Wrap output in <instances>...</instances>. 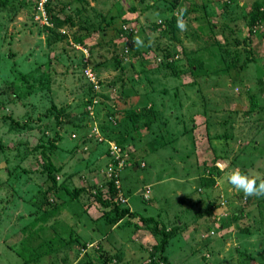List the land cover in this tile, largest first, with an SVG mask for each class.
<instances>
[{
	"label": "rangeland",
	"instance_id": "rangeland-1",
	"mask_svg": "<svg viewBox=\"0 0 264 264\" xmlns=\"http://www.w3.org/2000/svg\"><path fill=\"white\" fill-rule=\"evenodd\" d=\"M32 1L25 0L24 11L31 13ZM86 1L83 11L95 8L109 16L110 8L111 15L120 13L111 0ZM226 1L178 0L174 10L173 0H129L127 7L134 3L138 13L106 22L103 32L94 30L87 43L101 45L89 54L83 50L84 66L82 51L65 39L49 49L44 33L26 14L18 13L10 22L6 16H13L14 8L0 11V102L6 106L0 108V264H25L19 255L26 234L22 229L48 209L47 201L58 198L46 190V154L61 166L57 183L71 188L94 183L104 192L107 179L117 173L121 204H129L128 197L132 209L166 223L170 237L163 254L169 264H264V197L245 198L227 183V173L236 168L264 179V18L253 23L247 18L249 9L264 8V0ZM54 2L56 9L63 4ZM184 8L205 15L199 20L196 13L185 16L186 31L152 27L151 21L166 20ZM121 18L135 29L131 38L140 37L144 46L125 43L118 31L125 25ZM101 26L97 19L92 27ZM225 61L234 64L224 70ZM86 68L95 83L85 75ZM20 71L27 78L19 77ZM89 83L96 91L89 113L82 114ZM143 106L152 109L143 117L149 116L150 129L143 126L122 140L129 126L119 112ZM58 108L64 114L56 122ZM8 115L22 125L12 124ZM56 128L64 139L54 151L46 149L43 155L40 148L33 149L40 140L49 143ZM159 131L171 143L157 148L153 136ZM72 133L75 137L68 138ZM113 143L126 154H120L124 165L119 169ZM137 165L141 169L135 171ZM109 168L115 169L112 175ZM183 169L189 176L179 175ZM182 177L188 185L179 182ZM89 187L39 228V237H46L53 234L51 223L57 232L60 224L71 226L87 248L61 245L29 264H152V251L160 258L162 239L153 225H134V218L105 224L88 195L96 187ZM157 227L163 228L161 223Z\"/></svg>",
	"mask_w": 264,
	"mask_h": 264
},
{
	"label": "trees",
	"instance_id": "trees-1",
	"mask_svg": "<svg viewBox=\"0 0 264 264\" xmlns=\"http://www.w3.org/2000/svg\"><path fill=\"white\" fill-rule=\"evenodd\" d=\"M63 2V4L56 9L58 4L57 2H54V0H49L48 3L46 4V11H47V23L45 22H41L40 20H37L34 18V10H35V6H36V0L32 1L33 4V8L31 10V13H28L27 11H24L26 4H25V0H14V2L16 3V5L14 3H10L9 0H0V11L2 9H6L9 5H11L14 9L13 12L14 15L13 16H9L7 15V21L12 22L13 20L16 19L17 14L18 13H22L26 14L28 16L29 19H31L32 22L35 23L36 29L40 32V33H44V40H45V45L47 48L52 49L55 47V45H57L58 42L62 41L65 39V42L68 43L71 47H73L74 49H80L82 52L80 53L81 55V65H85L86 60L84 58V54L85 52L83 51L84 49L87 50V54L91 53L94 51V49L96 47H100L101 43H99V41H96L94 44H89L88 45V41L90 40L89 36L90 34H92V32L94 30H98L100 32H103L105 30V28H107V24L106 22H113L114 18L119 19L120 16L122 15V12L124 11L122 9V7H115L114 10H120V13H116V17H114L113 15H111L112 12H110L109 16L97 11L95 8H91L89 12L87 11H83L85 9V4H86V0H61ZM138 2L143 3L145 0H136ZM232 0H228L226 2L230 3ZM235 1V0H234ZM73 4L76 5L73 6ZM209 2H214V0H209ZM236 3V2H235ZM79 4V7H77ZM209 4V3H208ZM238 4V3H236ZM70 5V7H69ZM173 5H174V10L178 7V0H173ZM252 5L255 4L253 3ZM177 6V7H176ZM206 6V5H205ZM264 7V6H263ZM121 8V9H120ZM205 7V11H206ZM256 10H253L252 8L249 9V11H251L250 13L248 12L247 18H249L250 15V22H256V17L259 18V22L264 18V8L258 9V7H255ZM127 10L134 12L137 10V7L134 3H131L130 6L127 7ZM183 12V18L185 16H187L188 14L191 13H196L195 17L199 20V17H202L205 15V13L198 8H184L182 10L179 11V13ZM176 13L175 14H171L170 17H168L166 20H161L158 23H155L153 21H151L152 27L156 28L159 26H164V25H168L170 26V28L172 30H176V16L179 14ZM203 14V15H202ZM247 14V12L245 13ZM123 16V15H122ZM98 19V22L103 24V26L101 27H92L94 26V21ZM122 21V23H124L126 25V23L128 22L127 19H120ZM105 21V22H104ZM145 21H148L145 20ZM163 21V22H162ZM3 20L0 19V24H2ZM2 26L0 25V28ZM201 28V26L199 27ZM67 29V30H66ZM118 31L121 32L120 35H125L127 38V41L125 39V43H127V45H129L130 47H132V34H134V32H129L124 30L121 26L118 27ZM68 35H70V39L66 38ZM130 37V38H129ZM129 38V39H128ZM70 41H69V40ZM72 41V42H71ZM131 41V42H130ZM147 49H145V52ZM89 51V52H88ZM162 53H164L165 55H168L169 52L167 50H163L161 49ZM145 52H143V55H145ZM8 54V52H7ZM10 54V53H9ZM119 61V59H118ZM170 63V62H169ZM169 63H166L168 65H170ZM51 64V60H47L45 62L44 65L48 66ZM234 62L230 61L229 63L225 61V64L223 65V69L226 70L228 68L231 67V65H233ZM83 71V70H82ZM81 71V72H82ZM83 75V74H82ZM86 75V74H85ZM26 73L24 74V72L20 71L19 72V77H21L23 80L26 77ZM88 78V77H87ZM15 79V78H13ZM48 79V78H47ZM89 80V79H88ZM49 81V80H47ZM29 87L30 84H28ZM73 86H76V83L73 84ZM94 91H96L92 85V83L88 84L85 86V95L86 97H84L82 99V114H86L89 113V109H87V105L89 103H91V96L94 94ZM54 92V91H53ZM52 92V93H53ZM1 107H6L5 103L2 101L0 102V108ZM53 109H55V106H52ZM149 110H152L151 107H141L140 109H136L131 107L130 109H122L119 114L120 116H124L127 121L126 125H128V129L125 132V136L122 135V140H128L127 139V133L128 132H135L136 130L142 128L143 126H148L147 128L150 129L151 125L149 123V116L147 117L146 120H143V117L148 114L147 112ZM154 110V108H153ZM4 111V109H3ZM154 113V112H153ZM157 113V112H156ZM64 114V109L63 108H58L56 115H55V119L56 122L60 121V117ZM114 119L115 122H119V117L112 114L111 115ZM7 117V114H6ZM8 117H10V119L13 120L11 115H8ZM154 118V115H153ZM157 118V117H156ZM17 119L14 118V122H12V124H17V125H22V123H19L16 121ZM38 120V119H37ZM152 124V123H151ZM40 128V127H38ZM154 130V129H153ZM55 136L53 138H49L48 142L49 143H44L42 140H40L39 143H36V145H34L33 149L37 150L38 148L41 149V154H46L45 151L46 149H49L50 151H54L56 149V142L57 141H62V139H64L63 134L60 133L59 128L55 129ZM166 133H164V131H159L156 132V134L153 136V143L155 144V146L161 147L162 144H169L171 143V137L168 138L165 135ZM128 135H133L132 133L128 134ZM68 138H74L75 134L72 133L70 135L67 136ZM219 138V137H217ZM120 139V138H119ZM121 146L123 145V142L121 143L118 139H116ZM48 144V145H47ZM1 146V145H0ZM48 157H46L47 161L43 164V170L45 173H47V179L49 180L50 184L48 185L47 189L48 191H53V193L55 194V197L57 196L58 198L55 200L54 203H49V201H47L46 206L48 207V209L44 210V212H42L39 216L35 217L32 221H30V227L28 228H23L22 232L26 233L25 234V238H23V240L21 241L22 245H21V250L19 252V255L22 258L23 263L25 264H29L30 262L33 261H37L38 259H40L42 256L44 255H51L52 252H54L55 250H57L56 248H58V246L64 245V246H77L78 245V250H85L87 248V243L86 241L84 242H79V237L77 235L76 230L73 229V227L71 226H58L59 228H61L59 230V232H57L55 230V228L53 227V223L49 224L48 226L52 229L53 234L50 236H46V237H39V233L40 231V225L44 226L46 220L48 221L49 216L51 217L54 216L55 214L58 216L60 210H62L68 203H70L72 200H78L80 197V194L82 191H87L90 190L89 186H95L96 189L94 191H90L88 192L89 197H92V203L97 204L95 207L97 209H99L101 211L100 213V217L104 219L105 224L108 223H116L118 221H124V220H131L132 218H134V220H136V222H134V225L137 224H142V225H146V224H151L153 225V228H155L156 232H158V235L161 236V242L159 244V252L161 253L160 258H154L155 256V252H151L150 253V262L152 264H169V260L166 257V255L163 254V250L165 248V245L167 244V241L170 237V233L167 232L166 230H164V226H165V222L162 220H158L155 217L152 216H147L145 217L144 215H142L141 213L138 212V210L136 209H132L131 206H133V201H131L128 197L126 198V203L129 200V204H121V201L119 199V197H117L119 195V191L121 192L123 186L121 187V185L119 184V186H117L115 184V178L114 176L107 179L106 181V191L102 192L101 190V186L96 185L94 183L90 184L89 186L86 187H78V188H71L69 186H67V183L64 182H60L57 183L56 180V174L59 173L61 171V166H55V164L52 162V160L50 159L49 155L46 154ZM210 166H213V163L210 164ZM136 170L141 169L138 165L136 166ZM133 169V167H132ZM186 172V173H185ZM179 175L181 176H189L188 172L185 171L184 169L179 173ZM178 175V176H179ZM184 178V177H182ZM118 187V188H117ZM119 190V191H118ZM62 193L65 195V198L63 196L62 198ZM129 195H132V193H128ZM105 195V196H104ZM181 196L178 198V200L181 202L185 196L184 193L180 194ZM68 197V200L67 198ZM143 197V196H142ZM144 200H151L150 198H143ZM70 200V201H69ZM82 204H88L87 201H82ZM182 203V202H181ZM88 209L87 211H83L81 212V217L82 215H86L88 213ZM76 215V213L74 214ZM245 215V214H244ZM243 216V214H242ZM76 219H79V214L76 215ZM235 219H239V217H235ZM61 222V218L60 221ZM55 223V222H54ZM159 223H161V226L163 228H158L157 226L159 225ZM38 224V225H37ZM57 224V223H56ZM128 225H133L130 221V223H127ZM140 224V225H141ZM75 226V225H73ZM48 227V228H49ZM67 228H69V230L67 231ZM246 231V230H244ZM74 232H76V234H74ZM113 260V259H112ZM85 264H90V263H85Z\"/></svg>",
	"mask_w": 264,
	"mask_h": 264
},
{
	"label": "clouds",
	"instance_id": "clouds-1",
	"mask_svg": "<svg viewBox=\"0 0 264 264\" xmlns=\"http://www.w3.org/2000/svg\"><path fill=\"white\" fill-rule=\"evenodd\" d=\"M176 27L180 31L187 30L186 21L183 18V12L176 16ZM132 43L136 47L144 46L143 40L134 36ZM227 183L238 192H242L245 198L264 197V179L251 177L249 174L242 172L239 168L233 169L227 173Z\"/></svg>",
	"mask_w": 264,
	"mask_h": 264
},
{
	"label": "built area",
	"instance_id": "built-area-1",
	"mask_svg": "<svg viewBox=\"0 0 264 264\" xmlns=\"http://www.w3.org/2000/svg\"><path fill=\"white\" fill-rule=\"evenodd\" d=\"M49 0H36V6H35V10H34V18L37 20H40L41 22H45L47 23V11H46V4L48 3ZM122 28L126 31L129 32H135L131 26L128 25H123ZM84 73L86 74V76L93 81L94 83L95 81V77L92 73V71L89 68H86L84 70ZM112 151L115 154V157L117 158V165L115 167V169H119L120 167H122L124 165L123 162V158L126 154L122 153L121 148L119 146H117L116 144L113 143V145H111ZM122 156H121V155ZM115 169H108V175H112V172L114 173ZM117 176V173L114 174V177Z\"/></svg>",
	"mask_w": 264,
	"mask_h": 264
},
{
	"label": "crops",
	"instance_id": "crops-1",
	"mask_svg": "<svg viewBox=\"0 0 264 264\" xmlns=\"http://www.w3.org/2000/svg\"><path fill=\"white\" fill-rule=\"evenodd\" d=\"M112 1V3L113 4H111V5H113L112 6V8L114 9L115 7H122V9L124 10L123 12H122V15H123V17H128L130 14H135V13H138L137 12V10L136 11H134V12H131V11H129V10H127V3L129 2V0H111ZM125 4V5H124ZM72 5L74 6V4H73V2H72ZM69 7H70V5H69ZM118 9V8H117ZM116 9V10H117ZM121 9V8H120ZM100 12H102V11H100ZM111 12V9L110 8H108V13H110ZM102 13H104V12H102ZM104 14H106V13H104ZM110 15V14H109ZM171 178H173L174 176H170ZM179 177V176H178ZM179 180V182L180 183H185L184 185H188V184H186L187 182H186V180H184L183 178H179L178 179ZM181 188V187H180ZM177 190H180V189H177ZM181 192H183L182 190H181ZM180 192V193H181ZM215 218V216H213V219Z\"/></svg>",
	"mask_w": 264,
	"mask_h": 264
}]
</instances>
